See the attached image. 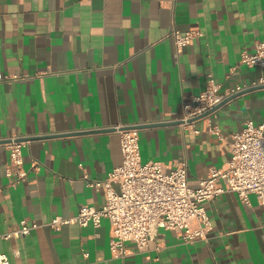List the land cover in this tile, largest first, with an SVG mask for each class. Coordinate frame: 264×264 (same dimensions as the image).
<instances>
[{"label": "crops", "instance_id": "0c3cea01", "mask_svg": "<svg viewBox=\"0 0 264 264\" xmlns=\"http://www.w3.org/2000/svg\"><path fill=\"white\" fill-rule=\"evenodd\" d=\"M174 31L201 35L179 49ZM261 41L264 0H0V77L8 79L0 81V232L41 225L0 238L9 264H264V206L254 194L250 204L236 193L206 203L207 242L161 231L147 252L128 243L124 259L111 254L108 219L98 229L47 226L104 205L84 175L105 180L122 165L115 127L139 130L143 162H186L193 188L210 169H227L230 135L248 119L264 122V86L191 126L180 122L209 75L223 90L264 77L241 63ZM10 137L27 143L29 178L16 187L7 178Z\"/></svg>", "mask_w": 264, "mask_h": 264}, {"label": "built area", "instance_id": "2783aa9c", "mask_svg": "<svg viewBox=\"0 0 264 264\" xmlns=\"http://www.w3.org/2000/svg\"><path fill=\"white\" fill-rule=\"evenodd\" d=\"M172 35L181 49L201 33L189 31L181 34L174 31ZM241 63L264 69V41L256 44L253 54L244 51ZM3 80L8 79L0 77V81ZM259 86H264V77L223 90L222 85L209 75L205 90L194 98L192 105L185 106L181 125L191 126L196 121L206 119L230 97ZM206 114L205 118H200ZM207 130L218 139L226 140L218 126L209 124ZM115 131L120 136L122 165L109 173L105 180H91L84 175L87 186L103 190L104 205L100 208L82 206L74 217H55L47 224L49 228L59 230L67 225L87 227L91 224L98 229L102 220L108 219L111 225V254L114 258L124 259L132 253V249L137 252L149 251L161 231H173L186 243L197 240L207 242L213 227L205 205L225 193H236L241 201L248 204L249 196L254 194L264 206V122L255 124L248 119L241 131L230 135L227 169H210L196 188L189 185L186 162L171 166L159 161L143 162L139 130L115 127ZM195 132L199 133L200 130L195 129ZM26 144L19 137H10L5 141L9 151L7 178L11 187L29 178L23 155ZM39 227L41 225L37 223L21 221L20 226L12 232H0V238L28 236ZM128 243L133 246L132 249L127 246ZM9 263L8 256L0 252V264Z\"/></svg>", "mask_w": 264, "mask_h": 264}, {"label": "water", "instance_id": "95a60500", "mask_svg": "<svg viewBox=\"0 0 264 264\" xmlns=\"http://www.w3.org/2000/svg\"><path fill=\"white\" fill-rule=\"evenodd\" d=\"M261 86H259V87H255V88H252V89H250V90H248L247 92H249V91H252V90H255V89H257V88H260ZM242 94V93H241ZM241 94H237V95H235V96H233V97H230L229 99H227L224 103H226V102H228V101H230V100H232V99H234V98H236L237 96H239V95H241ZM217 110V109H216ZM209 114V113H208ZM208 114H206V115H203L202 117H200V118H205ZM199 119V118H198ZM194 120H197V119H194ZM194 120H192V121H194ZM182 122V121H181ZM180 122V123H181Z\"/></svg>", "mask_w": 264, "mask_h": 264}]
</instances>
